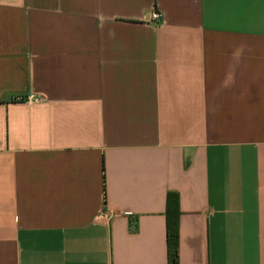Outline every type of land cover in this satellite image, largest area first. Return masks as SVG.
<instances>
[{
  "label": "crops",
  "instance_id": "1",
  "mask_svg": "<svg viewBox=\"0 0 264 264\" xmlns=\"http://www.w3.org/2000/svg\"><path fill=\"white\" fill-rule=\"evenodd\" d=\"M169 190L264 264V0H0V264H169Z\"/></svg>",
  "mask_w": 264,
  "mask_h": 264
},
{
  "label": "trees",
  "instance_id": "2",
  "mask_svg": "<svg viewBox=\"0 0 264 264\" xmlns=\"http://www.w3.org/2000/svg\"><path fill=\"white\" fill-rule=\"evenodd\" d=\"M178 192L169 190L165 198V240L169 264H178L179 257V218Z\"/></svg>",
  "mask_w": 264,
  "mask_h": 264
},
{
  "label": "built area",
  "instance_id": "3",
  "mask_svg": "<svg viewBox=\"0 0 264 264\" xmlns=\"http://www.w3.org/2000/svg\"><path fill=\"white\" fill-rule=\"evenodd\" d=\"M161 20V12L157 9H153L150 13V21L154 24H158ZM16 99H22V96H16Z\"/></svg>",
  "mask_w": 264,
  "mask_h": 264
}]
</instances>
